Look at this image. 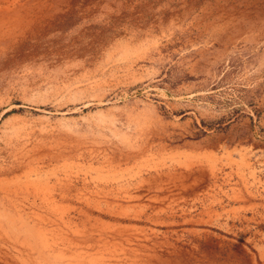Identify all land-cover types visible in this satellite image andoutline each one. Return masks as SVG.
Here are the masks:
<instances>
[{
	"label": "rangeland",
	"instance_id": "rangeland-1",
	"mask_svg": "<svg viewBox=\"0 0 264 264\" xmlns=\"http://www.w3.org/2000/svg\"><path fill=\"white\" fill-rule=\"evenodd\" d=\"M0 264H264V0H0Z\"/></svg>",
	"mask_w": 264,
	"mask_h": 264
}]
</instances>
